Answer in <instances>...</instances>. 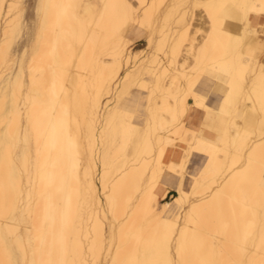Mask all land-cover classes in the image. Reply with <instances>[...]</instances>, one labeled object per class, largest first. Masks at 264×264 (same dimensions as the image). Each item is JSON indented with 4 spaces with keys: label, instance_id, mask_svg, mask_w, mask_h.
<instances>
[{
    "label": "snow or ice",
    "instance_id": "1",
    "mask_svg": "<svg viewBox=\"0 0 264 264\" xmlns=\"http://www.w3.org/2000/svg\"><path fill=\"white\" fill-rule=\"evenodd\" d=\"M0 2V264H264V0Z\"/></svg>",
    "mask_w": 264,
    "mask_h": 264
},
{
    "label": "bare ground",
    "instance_id": "2",
    "mask_svg": "<svg viewBox=\"0 0 264 264\" xmlns=\"http://www.w3.org/2000/svg\"><path fill=\"white\" fill-rule=\"evenodd\" d=\"M157 2L160 3V0H157ZM0 14H2V15H0V21H2L3 18L7 16V13H5V9L3 7V3L2 2H0ZM180 39H181V37L179 39H177V40L175 39L176 41H174V39H170L171 41H170L169 44H172L173 42H175L176 44H179ZM164 57H165V55H164ZM126 66L127 65L125 64V67ZM121 71H122V69H121ZM0 76H2V74H0ZM30 79H31V77L29 75V81H30ZM25 96H27V93H25ZM41 103L42 102L39 99H37L36 106H35V111L41 116V118H43V112H42V108H41ZM27 116H28V113L25 111L24 112V120H23L22 125H21L22 128H27ZM22 135H23V133H21V138H22ZM34 149H35V143L33 142V150ZM103 171H104L103 162H101L100 167H99V175L100 176H103ZM133 179H134V177L130 174V176L128 178L129 183H131ZM101 191H103L102 188H101ZM101 213L103 214V209H101ZM102 217H103V215H102ZM99 223H100V230H101L100 231L101 238L103 239L105 237V235H106L107 239L109 241V244H110L111 243V226H109L108 233H107V231L105 230V227H104V222L101 219V217H100ZM95 224H96V221L93 220V226H95ZM85 227L87 228V225H85Z\"/></svg>",
    "mask_w": 264,
    "mask_h": 264
},
{
    "label": "rangeland",
    "instance_id": "3",
    "mask_svg": "<svg viewBox=\"0 0 264 264\" xmlns=\"http://www.w3.org/2000/svg\"><path fill=\"white\" fill-rule=\"evenodd\" d=\"M8 2H11V0H8ZM168 2H169V0H160V3H168ZM5 13H7L6 10H5ZM167 38H168L169 43L171 41L170 39H174V41L179 39L180 38V34H179L178 27H171L169 29V33L167 34ZM146 46H147V44L144 43V47H146ZM138 50H142V49H138ZM184 51H186V49H184ZM164 59H167V56L165 55V57H164V54H161V60H164ZM179 62L183 63V60L181 59ZM102 215L103 214L101 213V219L104 222V217H102ZM104 227H105V224H104ZM108 229H109V226L105 229L107 231V233H108Z\"/></svg>",
    "mask_w": 264,
    "mask_h": 264
}]
</instances>
